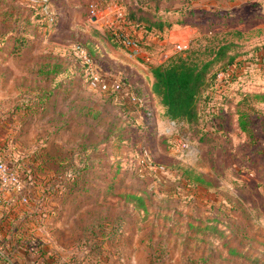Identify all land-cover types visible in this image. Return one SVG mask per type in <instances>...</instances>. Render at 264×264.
I'll use <instances>...</instances> for the list:
<instances>
[{"label": "rangeland", "instance_id": "374dc122", "mask_svg": "<svg viewBox=\"0 0 264 264\" xmlns=\"http://www.w3.org/2000/svg\"><path fill=\"white\" fill-rule=\"evenodd\" d=\"M135 2L0 0V156L29 193L0 208V229L25 255L60 264H264V0H170L158 14L184 17L145 36L120 9ZM22 32L32 39L13 46ZM118 32L136 46L107 40ZM220 46L229 50L212 71L225 81L200 99L198 123L169 120L139 59H209ZM93 76L120 88L101 92Z\"/></svg>", "mask_w": 264, "mask_h": 264}, {"label": "trees", "instance_id": "16d2710c", "mask_svg": "<svg viewBox=\"0 0 264 264\" xmlns=\"http://www.w3.org/2000/svg\"><path fill=\"white\" fill-rule=\"evenodd\" d=\"M142 1L144 7L149 6L152 7L154 11H157L161 0ZM152 1H154L153 5L151 4ZM150 14L149 11L146 12V10L144 11L141 7H138L135 8L127 19L129 23L134 26L136 25V28L145 26V30L147 31L151 30L152 27L161 29L164 23H166V25L170 24L167 20L162 21L160 16H158L157 20H154V22H150V18L152 17ZM25 35L30 39L29 34L25 32L11 35V38L8 39L12 40L13 46H18L21 45L24 39L25 41L23 44H26L28 41ZM108 37L107 40L109 42L117 43L118 40L115 34L110 33ZM112 43L111 45H113ZM118 43L124 47L119 41ZM13 46L11 52L15 54L19 50V47L13 48ZM228 50V46L217 47L216 50L209 52V57H211L209 59L201 58L194 50H185L171 55L163 64L153 65L142 62L143 65H146L147 71L152 77L150 92L158 100L159 105L164 108V114L169 120L181 122L185 125L198 123L200 120L198 103L200 99L206 97L204 96L206 91L213 88L217 73L223 72V70H218L219 72L217 71L214 73L212 71L213 65L223 60L227 56ZM232 60L233 57L228 58V62L232 63ZM221 69H224V67ZM245 97L247 98L248 96ZM256 97L260 98L262 102L264 101V96ZM237 115L239 131L247 138L252 136V132L248 127V120H245L246 117H243L238 111ZM182 173L191 183L208 185L202 176L195 173L192 169H185ZM120 198L126 203L133 205L135 209H145L141 196L121 194ZM230 253L231 250H229V254ZM40 257H42V255Z\"/></svg>", "mask_w": 264, "mask_h": 264}, {"label": "crops", "instance_id": "0c3cea01", "mask_svg": "<svg viewBox=\"0 0 264 264\" xmlns=\"http://www.w3.org/2000/svg\"><path fill=\"white\" fill-rule=\"evenodd\" d=\"M168 1H170V0H161L159 7H162L161 5L164 2H168ZM137 2L139 4L137 5V3L135 2L134 3L135 8L141 7V9H143L144 11L146 10V12L149 11L151 13L150 15L152 17L150 18V22H154V20H157L158 16H160V19L162 21L167 20L170 22L169 25H166V23H164L162 25L161 29H159V28L156 29V28L152 27L151 30L147 31V30H145L146 27L144 25L143 26L145 28L142 26H141V28H139V27L136 28V25L134 26L133 24L129 23V21L127 19L128 17H130L131 13L135 10V8L133 10H130L129 8L124 9L123 7H120L121 10L123 9L124 11H126L125 12L126 13L125 20H126L127 27L131 29V32H132V30L137 31L143 36L148 35L150 33H154L155 35H160L167 27L171 26L175 22H178L179 16L184 17V13H183L181 8H178V9L176 8V9H173L172 11H170V8L168 6L167 7L163 6L162 13L158 14V12L160 10L159 7H158L157 11H154L152 9V7H149V6L144 7L142 0H137ZM153 3H154V1L151 2L152 5H153ZM114 7L116 8V6H114ZM120 13H122V12H120ZM181 13H183V14H181ZM182 21H184V20H182ZM118 33L125 36L122 32H118ZM27 34H29V33L27 32ZM29 37L31 40L33 36H30V34H29ZM139 61L141 62L142 60L139 59ZM140 64L143 65L142 62ZM149 79H150V83H151L152 77L150 74H149ZM149 91H150V87H149ZM11 236H12L11 231L6 232V231H3L0 229V264H60L58 262H54L52 258H50V257L48 258L47 256H45V257H47V259H45V258L40 257V256L37 258V257L33 256L32 253H30L29 256H27V254L25 255L24 252H22V250H21L22 249V243L12 240V238H10ZM227 252L229 253V248H227Z\"/></svg>", "mask_w": 264, "mask_h": 264}, {"label": "built area", "instance_id": "2783aa9c", "mask_svg": "<svg viewBox=\"0 0 264 264\" xmlns=\"http://www.w3.org/2000/svg\"><path fill=\"white\" fill-rule=\"evenodd\" d=\"M122 13H118L119 18L122 17ZM117 40L127 48H133L136 46V43L128 40L125 36L118 33L115 35ZM119 37L120 40H119ZM75 54L83 64V66L89 68L91 65V60L86 50L81 47L75 48ZM226 72H219L216 75L215 86L217 87L219 83L224 82ZM91 86L95 87L101 92H107L110 90L116 92L119 90L120 86L117 83H109L106 80H98L95 76L91 78ZM180 147L182 149H187L188 145L181 143ZM29 193L26 191L24 186V179L19 174L17 169L9 166L0 156V208L8 205L11 206L14 203H25L28 199Z\"/></svg>", "mask_w": 264, "mask_h": 264}]
</instances>
